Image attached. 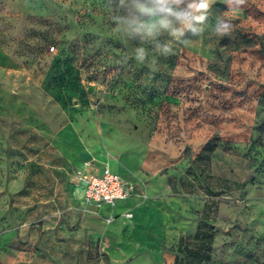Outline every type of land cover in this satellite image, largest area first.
I'll list each match as a JSON object with an SVG mask.
<instances>
[{
    "label": "rangeland",
    "instance_id": "obj_1",
    "mask_svg": "<svg viewBox=\"0 0 264 264\" xmlns=\"http://www.w3.org/2000/svg\"><path fill=\"white\" fill-rule=\"evenodd\" d=\"M210 12L181 43L133 39L120 0H0V264H119L115 218L77 174L132 180L147 160L185 168L205 224L178 264H264V0Z\"/></svg>",
    "mask_w": 264,
    "mask_h": 264
},
{
    "label": "crops",
    "instance_id": "obj_2",
    "mask_svg": "<svg viewBox=\"0 0 264 264\" xmlns=\"http://www.w3.org/2000/svg\"><path fill=\"white\" fill-rule=\"evenodd\" d=\"M149 162L144 161L141 168L132 172V180L125 179L114 164L89 171L101 172L107 167L126 181L135 183L140 190L138 195L117 202L113 208L100 207L115 218L112 221L116 233L114 241L123 254L114 259L119 264H174L173 249L180 238L192 236L197 230L198 213L194 214L193 206H188L187 210L183 207L185 199L192 197L185 193L180 183L185 168L171 174L163 171L162 165L155 167ZM177 163H181V167L188 166L180 159L172 161L174 165ZM120 204V210L113 211ZM195 211L199 210L195 208Z\"/></svg>",
    "mask_w": 264,
    "mask_h": 264
},
{
    "label": "clouds",
    "instance_id": "obj_3",
    "mask_svg": "<svg viewBox=\"0 0 264 264\" xmlns=\"http://www.w3.org/2000/svg\"><path fill=\"white\" fill-rule=\"evenodd\" d=\"M216 0H120L122 17L133 39L156 38L163 32L184 43L187 35L199 36L212 15ZM247 0H225L229 10L245 5ZM232 24L223 14L215 17L214 31L221 36L230 34ZM168 51L167 46L164 47ZM143 59V57H140Z\"/></svg>",
    "mask_w": 264,
    "mask_h": 264
},
{
    "label": "built area",
    "instance_id": "obj_4",
    "mask_svg": "<svg viewBox=\"0 0 264 264\" xmlns=\"http://www.w3.org/2000/svg\"><path fill=\"white\" fill-rule=\"evenodd\" d=\"M78 181L84 186V198L93 205L113 208L119 201L137 194L135 183L126 181L119 174L105 167L101 172L79 171ZM126 217L130 215L126 214Z\"/></svg>",
    "mask_w": 264,
    "mask_h": 264
},
{
    "label": "trees",
    "instance_id": "obj_5",
    "mask_svg": "<svg viewBox=\"0 0 264 264\" xmlns=\"http://www.w3.org/2000/svg\"><path fill=\"white\" fill-rule=\"evenodd\" d=\"M217 141V138L216 137H213L211 138L206 144L205 146L203 147L202 151L197 155V157L194 159L193 163L191 164V166L187 169V172L186 174L189 175V174H192L193 170H194V167H195V164L196 162L200 161L203 159L204 155L207 154V153H210L211 151H213L214 147H215V143ZM183 178H181L180 180V183H181V187L183 188V190L188 193V194H192V195H195V193L193 192H188L185 188V182L184 180H182ZM210 193V192H209ZM205 225V224H198L197 226V230L194 234L193 237L197 238L198 237V234H199V231L200 229L202 228V226ZM182 238H180L179 242L177 245H180L182 243ZM173 252L175 254V263L174 264H178V256H177V253L176 251L173 249ZM208 259V257H207Z\"/></svg>",
    "mask_w": 264,
    "mask_h": 264
}]
</instances>
